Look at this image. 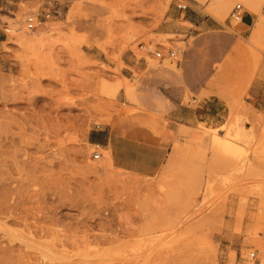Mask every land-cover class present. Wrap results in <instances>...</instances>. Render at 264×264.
I'll return each mask as SVG.
<instances>
[{"label":"rangeland","instance_id":"obj_1","mask_svg":"<svg viewBox=\"0 0 264 264\" xmlns=\"http://www.w3.org/2000/svg\"><path fill=\"white\" fill-rule=\"evenodd\" d=\"M194 6L221 27L169 26ZM103 125L169 142L159 171L95 158ZM0 264H264V0H0Z\"/></svg>","mask_w":264,"mask_h":264},{"label":"crops","instance_id":"obj_2","mask_svg":"<svg viewBox=\"0 0 264 264\" xmlns=\"http://www.w3.org/2000/svg\"><path fill=\"white\" fill-rule=\"evenodd\" d=\"M183 15V16H182ZM182 17L184 20L192 24L186 29V32H195L198 29H219L222 23L214 17L203 12L202 7H190L181 15L172 13L173 22ZM246 18V20L244 19ZM243 25L251 26L255 20V16L248 10L243 13ZM169 27H165L163 30ZM181 28V27H180ZM184 90L172 89L170 100L173 106L168 113L169 126L175 124L193 125L199 119V111L197 108L189 104L182 103ZM211 108L215 110V117L219 118L227 107L224 101L215 97L214 102H209ZM92 143H100L104 148L110 149L113 163L120 168L130 170L132 172L152 176L161 168L162 164L169 153V142L164 140H145L137 137L135 134H124L118 130H114L110 125L99 126V129L92 131L89 135Z\"/></svg>","mask_w":264,"mask_h":264},{"label":"built area","instance_id":"obj_3","mask_svg":"<svg viewBox=\"0 0 264 264\" xmlns=\"http://www.w3.org/2000/svg\"><path fill=\"white\" fill-rule=\"evenodd\" d=\"M177 6L182 9H186L188 7L187 3H178ZM246 10L245 6L241 2H237L233 5L229 17L231 20L241 23L243 22V13ZM51 17L50 11H46L43 18L39 14H34L31 13L27 15L26 18V24L29 29L36 28L39 26L42 22L43 19H48ZM182 46L177 44V45H170V46H165L162 45L158 50L155 51V57L159 59H164V58H171V59H177L179 54L182 52ZM96 150L94 152V157L99 158L101 156V152L99 149H102L103 146L100 143H93ZM254 255V252L251 253V256Z\"/></svg>","mask_w":264,"mask_h":264},{"label":"bare ground","instance_id":"obj_4","mask_svg":"<svg viewBox=\"0 0 264 264\" xmlns=\"http://www.w3.org/2000/svg\"><path fill=\"white\" fill-rule=\"evenodd\" d=\"M250 3V2H249ZM28 28V27H27ZM6 30L9 32V31H13V32H16V28H6ZM28 30H30L29 28H28ZM33 30V29H32ZM255 30V29H254ZM257 33H258V31H257ZM257 36H260L259 34H257ZM14 37V36H13ZM256 37V36H255ZM256 39H257V37H256ZM244 133V132H243ZM238 135H241V133H238Z\"/></svg>","mask_w":264,"mask_h":264}]
</instances>
